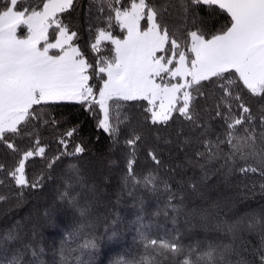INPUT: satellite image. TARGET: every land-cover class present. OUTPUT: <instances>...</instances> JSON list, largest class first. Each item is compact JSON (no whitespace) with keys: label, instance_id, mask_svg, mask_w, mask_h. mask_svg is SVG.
I'll return each instance as SVG.
<instances>
[{"label":"snow or ice","instance_id":"obj_1","mask_svg":"<svg viewBox=\"0 0 264 264\" xmlns=\"http://www.w3.org/2000/svg\"><path fill=\"white\" fill-rule=\"evenodd\" d=\"M0 186V264H264V0H0Z\"/></svg>","mask_w":264,"mask_h":264},{"label":"trees","instance_id":"obj_2","mask_svg":"<svg viewBox=\"0 0 264 264\" xmlns=\"http://www.w3.org/2000/svg\"><path fill=\"white\" fill-rule=\"evenodd\" d=\"M86 2V0H85ZM63 114L68 116L72 123H75L77 120L85 121L83 125V130L81 135L85 137H90L91 140L95 139V135L101 136V142L99 145H93V151H99L102 147L105 146V139L102 132H96L95 135H91L92 133V124L94 123L90 119H88L87 114L79 108V106L74 107H67L62 109ZM32 167L40 168L42 167V162L39 159H35L32 161ZM54 179L47 183L44 192L41 194L42 196H46L49 199L53 198L55 194V186L58 183V180L55 179L56 172H53ZM117 189L115 188V182L113 183V188L110 189V192H115ZM0 194L7 195L9 194V189L0 186ZM226 195H232L237 197V207L241 208V210H246L244 206L250 205L252 208H259L260 205L264 204V198H262V194L260 193L259 188L255 190V192L247 193L246 197H239L237 192L226 193ZM111 202H106V208L101 209V213L104 216L109 215L111 211H118L122 216V222L120 224V230L124 233V237L131 243L132 240V220L135 215V209L132 206V201L127 197H124L120 200L118 204L115 203V196L111 195L108 198ZM149 206L153 207L155 202L149 200ZM115 204V207L113 205ZM15 201L10 200L8 203L0 202V230L9 226L13 221L19 220L22 217L27 218L29 212H35V209L39 207V205L34 204L33 200L30 198H26V202L19 207L14 206ZM96 236H103L104 235V228L103 224H98L94 230ZM45 249L48 252V256L45 259L51 258V249L49 245L51 241L47 239V231H45ZM60 237H57V242L59 241ZM249 239H251L249 237ZM82 242V241H81ZM252 243H256L255 240L251 241ZM72 248H75L76 245H71ZM105 245L103 243L100 244V251L96 254V260L99 261L103 258V248ZM73 256L79 255V253H73ZM87 259V257H85ZM69 264H72L69 261Z\"/></svg>","mask_w":264,"mask_h":264}]
</instances>
